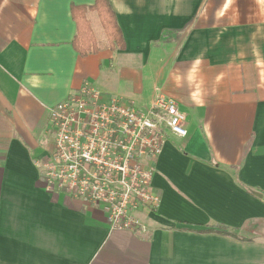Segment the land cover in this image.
I'll use <instances>...</instances> for the list:
<instances>
[{"label": "crops", "instance_id": "crops-1", "mask_svg": "<svg viewBox=\"0 0 264 264\" xmlns=\"http://www.w3.org/2000/svg\"><path fill=\"white\" fill-rule=\"evenodd\" d=\"M109 2L126 49L81 57L73 10L95 0H0V264H260L264 0ZM86 82L186 115L187 138L170 135L154 164L144 233L46 191L51 111Z\"/></svg>", "mask_w": 264, "mask_h": 264}, {"label": "built area", "instance_id": "built-area-1", "mask_svg": "<svg viewBox=\"0 0 264 264\" xmlns=\"http://www.w3.org/2000/svg\"><path fill=\"white\" fill-rule=\"evenodd\" d=\"M51 126L54 153L39 164L46 191L95 206L112 230L146 232L138 213L161 204L154 164L170 135L188 136L177 103L161 96L142 110L86 82L52 109Z\"/></svg>", "mask_w": 264, "mask_h": 264}, {"label": "trees", "instance_id": "trees-1", "mask_svg": "<svg viewBox=\"0 0 264 264\" xmlns=\"http://www.w3.org/2000/svg\"><path fill=\"white\" fill-rule=\"evenodd\" d=\"M73 17L77 24L73 47L81 57L126 49L122 30L109 0H95L90 8H74Z\"/></svg>", "mask_w": 264, "mask_h": 264}, {"label": "rangeland", "instance_id": "rangeland-1", "mask_svg": "<svg viewBox=\"0 0 264 264\" xmlns=\"http://www.w3.org/2000/svg\"><path fill=\"white\" fill-rule=\"evenodd\" d=\"M263 244H264V242H263ZM262 252H264V250ZM260 264H264V257H262Z\"/></svg>", "mask_w": 264, "mask_h": 264}]
</instances>
